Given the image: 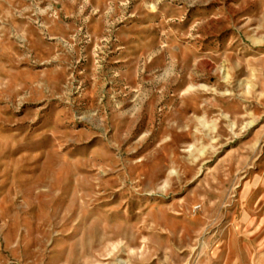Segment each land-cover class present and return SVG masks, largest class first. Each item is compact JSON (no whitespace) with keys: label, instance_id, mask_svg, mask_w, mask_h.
I'll return each instance as SVG.
<instances>
[{"label":"rangeland","instance_id":"rangeland-1","mask_svg":"<svg viewBox=\"0 0 264 264\" xmlns=\"http://www.w3.org/2000/svg\"><path fill=\"white\" fill-rule=\"evenodd\" d=\"M0 264H264V0H0Z\"/></svg>","mask_w":264,"mask_h":264}]
</instances>
